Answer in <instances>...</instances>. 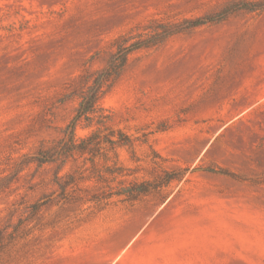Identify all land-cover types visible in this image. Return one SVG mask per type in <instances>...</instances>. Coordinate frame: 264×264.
Segmentation results:
<instances>
[{"label": "rangeland", "instance_id": "374dc122", "mask_svg": "<svg viewBox=\"0 0 264 264\" xmlns=\"http://www.w3.org/2000/svg\"><path fill=\"white\" fill-rule=\"evenodd\" d=\"M242 2L0 0V264H264V11ZM161 37L73 129L131 143L66 157L82 94Z\"/></svg>", "mask_w": 264, "mask_h": 264}, {"label": "trees", "instance_id": "16d2710c", "mask_svg": "<svg viewBox=\"0 0 264 264\" xmlns=\"http://www.w3.org/2000/svg\"><path fill=\"white\" fill-rule=\"evenodd\" d=\"M235 11H247L250 13H260L264 11V0L263 2L253 4V3H247L242 2L239 4H236L234 6ZM231 8H225L223 9L219 14L215 15L211 18H205L201 20H194V21H188L184 22L183 25L186 28H195L200 25H203L204 22H220L227 18L229 15V11ZM166 25H161L159 28L166 29ZM169 32H165V35H168ZM163 41V37L161 38H149L147 40L143 41H135L132 44H130L128 47L124 48L122 50V55L120 56L118 64L115 66L113 70H110L109 72H106L102 78L98 79L96 82H94L92 88H90L88 91H86L84 94H82L80 102L78 104V107L76 109L75 115L73 116L71 123H70V138L67 144H65V155L66 157H72L77 154H84L89 152L91 149H94L95 147L100 150L101 146L103 144H107L110 147H120L129 145L131 141L129 138L121 133H117V139L116 141L111 140H105L104 136H102V133L107 130L106 127H104L102 130L100 128H97L95 131L91 132L86 138H83L78 141H74L73 139V129L77 122L79 121H89L91 118L90 116L94 114L97 110V102L99 100V97L103 93V85L109 84L113 79H115L120 70L123 68L126 57L133 51L154 47L161 43ZM111 136V134H108ZM93 151V150H92ZM152 158L155 161H162L161 157L154 151H152ZM47 162V161H45ZM209 171H215V170H209ZM224 173V172H220ZM181 178L180 174H168L167 172H162L161 175L154 176L150 182H135L130 184L128 187L122 188L119 190V192L114 193L115 196H126L131 201H136L141 197L148 196L150 194L157 193L161 187L168 184L169 182L175 180L178 181ZM66 184L60 185L56 184L57 187L60 188L61 192H64Z\"/></svg>", "mask_w": 264, "mask_h": 264}]
</instances>
